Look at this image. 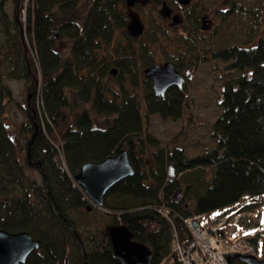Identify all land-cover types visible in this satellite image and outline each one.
Masks as SVG:
<instances>
[{"label": "trees", "instance_id": "trees-1", "mask_svg": "<svg viewBox=\"0 0 264 264\" xmlns=\"http://www.w3.org/2000/svg\"><path fill=\"white\" fill-rule=\"evenodd\" d=\"M23 1L0 0V80H22L27 91L22 107L0 83V193L7 199L0 227L39 240L25 264H124L109 234L114 227L147 248L152 264H178L171 225L185 234L193 206L204 213L227 210L243 196L252 197L247 209L264 201V0H223L216 22L203 30L199 15L217 0H197L177 37L183 49L167 52L179 70L198 61L221 63L213 66L222 82L219 111L207 126V146L192 156L162 146L147 129L149 117L175 120L185 105L183 90L170 87L157 96L142 74L154 63L150 45L163 49L169 31L153 20L146 34L130 37L124 0H90L82 22L75 18L78 0H29L23 24ZM118 30L125 44L114 40ZM5 101L26 116L12 134ZM120 150L133 174L107 190L101 211L94 209L72 177L82 164ZM21 151L25 165L17 159ZM27 169L38 172L40 182ZM177 189L182 195L172 200ZM252 242L264 261V228Z\"/></svg>", "mask_w": 264, "mask_h": 264}, {"label": "rangeland", "instance_id": "rangeland-1", "mask_svg": "<svg viewBox=\"0 0 264 264\" xmlns=\"http://www.w3.org/2000/svg\"><path fill=\"white\" fill-rule=\"evenodd\" d=\"M89 1L90 0H78V6L77 4L75 5V18H77L79 22H82L84 18V11L86 10ZM220 2L222 3L223 0H217L215 6L209 8L214 23L217 20L214 17V11L221 5ZM243 2L246 3L247 1L243 0ZM150 5V0H142V2H139L138 4L136 3L137 7L135 8H129L126 6V4H121L120 8L122 12L125 13L127 12L128 8L131 11H134L138 18L141 19V23L145 32L147 28L149 29L151 21H153L152 5ZM4 8L11 17L13 9L12 4L10 2H6ZM161 8L162 6L159 4L155 10L158 12ZM130 10H128V12H130ZM158 23L160 24L162 21L160 20ZM163 24L165 23L163 22ZM162 27L169 31L170 37L161 39L163 44L160 45V47H163V49L159 48L157 44L150 45V50L153 51L154 63H160L168 60L167 52L175 53L176 51L183 49L179 40L177 39V37L182 34L183 26L176 24L174 26L163 25ZM120 31L121 30L116 31L117 36L121 35ZM145 34L143 36H145ZM63 41L66 42L65 39H63ZM125 43L126 39H122L121 44ZM192 66L193 65H191L190 68H181V72L188 78L184 87V94L186 97L182 115L175 120L163 119L157 115H153L147 120L148 131L158 138L162 146L182 147L184 148V152L187 156L196 155L203 150L201 146H207L208 141L206 139V135H208L209 131L207 126L213 122L218 114L219 109L217 108L216 104L220 100L222 89V82L219 78L217 79V77L214 76L215 71L213 70V66H221L220 62L212 61L210 63V61H207L206 63L204 61H198V64L194 65L193 67ZM3 70L4 69L1 68L0 73L3 72ZM0 83L7 84L11 89L12 98L17 100L18 103L24 107L27 91L23 81L4 78L0 80ZM128 88H130V86H128ZM136 94H141L138 88H136ZM4 114V122L7 124V130L11 134L14 133V128L17 126V124L26 117L21 109L16 105H12L10 101H5ZM26 172L29 174V176L34 177L37 182H39L34 170ZM89 205H91L94 209L98 208L101 211L100 207L93 206L91 203H89ZM98 209L96 210L98 211ZM243 225L249 224L244 221ZM252 225H254V222Z\"/></svg>", "mask_w": 264, "mask_h": 264}, {"label": "water", "instance_id": "water-1", "mask_svg": "<svg viewBox=\"0 0 264 264\" xmlns=\"http://www.w3.org/2000/svg\"><path fill=\"white\" fill-rule=\"evenodd\" d=\"M187 5L190 0H176ZM128 6L132 0H126ZM129 33L138 36L143 28L137 18H132L127 25ZM113 74L116 70H111ZM145 79L151 81V89L157 96H163L170 87L181 89L185 83L182 74L175 68L171 61L154 64L143 69ZM132 91V89H131ZM172 176V167L169 168ZM133 174L127 152L120 150L115 155L108 156L98 162L82 164L77 174L73 176L75 183L81 188L86 197L97 207H102L107 190L119 180ZM181 196L177 189L171 196L176 200ZM90 207H88V210ZM197 228V224H194ZM109 234L114 244L115 254L124 259V264H152L151 253L147 248H139L130 243V234L122 227L109 229ZM40 246L39 240L34 239L28 232L21 231L10 233L0 229V264H24L28 255ZM121 250L123 254H119ZM238 260L245 264H264V261L251 255H237ZM231 261V257H228Z\"/></svg>", "mask_w": 264, "mask_h": 264}, {"label": "built area", "instance_id": "built-area-1", "mask_svg": "<svg viewBox=\"0 0 264 264\" xmlns=\"http://www.w3.org/2000/svg\"><path fill=\"white\" fill-rule=\"evenodd\" d=\"M29 0L23 1L20 10L21 19L25 21ZM163 215L167 217V210ZM243 214L237 213L231 221L229 212H219L213 216L207 213L193 211L184 219L186 233L179 235V231L171 225L172 233L170 248L178 264H245L235 259V255H256L253 242L250 240L255 233L250 225L238 226L237 220ZM249 220L256 219L258 224L264 225V209H256L247 214ZM197 228H194V224ZM231 256L232 261H228Z\"/></svg>", "mask_w": 264, "mask_h": 264}, {"label": "flooded vegetation", "instance_id": "flooded-vegetation-1", "mask_svg": "<svg viewBox=\"0 0 264 264\" xmlns=\"http://www.w3.org/2000/svg\"><path fill=\"white\" fill-rule=\"evenodd\" d=\"M197 0H190V3L189 4H187V5H183V4H180V3H178L176 0H168V1H166V0H161L160 1V3L159 4H161V6H162V8L157 12V10H155L156 8H157V5H159V4H155V3H153L152 2V0H150V3H151V5H152V13H153V20L154 21H156V22H159L160 20L162 21V23H160L162 26L163 25H168V26H174V25H176V24H178V25H182V26H185L186 24H188V12H187V9H191V5L192 4H194L195 2H196ZM222 1V0H221ZM132 5L131 6H128L127 5V3H126V0H124V3L123 4H126V6L127 7H129V8H131V7H133V8H135V7H137L136 6V3L138 4L139 2H142V0H132ZM221 3V2H220ZM122 4V5H123ZM150 5V6H151ZM77 6H78V4H77ZM128 8V10H130ZM147 8H148V6H147ZM128 10H127V12L125 13V12H123V14H124V17H125V20H126V26H125V31L129 34V36L130 37H134V38H138L139 36H132L130 33H129V31L126 29V27H127V25H128V23L130 22V20L132 19V18H137L140 22H142L141 21V19L140 18H138V16H137V14L134 12V11H131L130 10V12H128ZM151 10V9H150ZM125 11V10H124ZM156 12V14H155V12ZM158 16V17H157ZM169 20H170V22H169ZM163 22L165 23V24H163ZM199 23H200V25H201V29L203 30V29H208L209 28V26H211L212 24H213V17H212V14H211V12H210V10L208 9V10H203L201 13H200V15H199ZM120 36H117V32L114 34V39H117V40H119V41H121L122 39H126L125 38V36H124V34L122 33V32H120ZM163 62H165V61H163ZM162 62V63H163ZM188 68H190V67H188ZM184 75V77L186 78V80L188 79L187 78V76L185 75V74H183ZM30 99H31V95H29V97H28V102L30 101ZM24 154L22 153V151L21 152H19V155H18V157H17V159L19 160V164L20 165H25V158H24V156H23ZM60 155V154H59ZM28 162H31L30 160H29V156H28ZM30 170L31 169H27L26 171H28V172H30ZM35 173H36V176H37V178L39 179L38 181L40 182V180H41V178H40V175L38 174V172H36L35 171ZM7 199H5V197H3L2 196V194L0 193V210H1V208L3 207V205H4V201H6ZM0 229H2V230H5V231H7V232H10V233H16V232H21V231H25V230H21V231H8V230H6V229H4V228H1L0 227ZM26 232H28V231H26ZM29 233V232H28ZM30 234V233H29ZM31 235V234H30ZM32 236V235H31ZM33 237V236H32ZM34 238V237H33ZM35 239V238H34ZM35 251V250H34ZM33 252V251H32ZM31 252V253H32ZM119 252H120V254H123V252L122 251H120L119 250ZM30 253V254H31ZM29 254V255H30ZM28 255V256H29ZM27 259V258H26ZM25 262H26V260H25ZM25 264V263H24Z\"/></svg>", "mask_w": 264, "mask_h": 264}, {"label": "bare ground", "instance_id": "bare-ground-1", "mask_svg": "<svg viewBox=\"0 0 264 264\" xmlns=\"http://www.w3.org/2000/svg\"><path fill=\"white\" fill-rule=\"evenodd\" d=\"M36 100H37V99H36ZM60 152H61V151L59 150V154H61ZM83 193H84V192H83ZM84 195H85V194H84Z\"/></svg>", "mask_w": 264, "mask_h": 264}]
</instances>
